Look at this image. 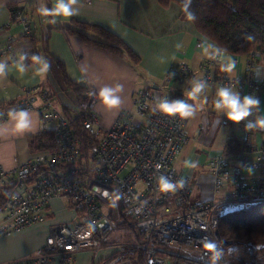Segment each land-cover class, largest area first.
Returning <instances> with one entry per match:
<instances>
[{
  "label": "built area",
  "instance_id": "1",
  "mask_svg": "<svg viewBox=\"0 0 264 264\" xmlns=\"http://www.w3.org/2000/svg\"><path fill=\"white\" fill-rule=\"evenodd\" d=\"M12 18L20 25L21 36L30 39L32 20L25 10L14 11ZM209 44L218 47L197 37V46ZM5 50L12 52L11 41H7ZM226 55L224 52L223 58ZM259 55L258 51L246 54L249 70ZM234 56L237 62L240 55ZM221 62L208 58L198 81L241 90L246 80L240 76H209L211 68ZM188 73L185 63L171 65L163 83L156 88L138 89L132 110L121 114L109 127L102 124L95 111L98 97L90 95L93 90L85 87L84 101L76 105V117L81 118L84 129L94 138L86 162L70 121L51 104L35 107L34 99L25 93V98L3 108V113L17 107L35 108L39 131L53 134V147L37 150L26 162L10 169L0 166V194L8 192L0 208L4 213L0 235L44 221L45 209L53 198H65L75 212L71 224L53 225L43 247L12 264H49L52 260L73 264L74 254L81 250L96 255L124 219L125 228L134 230L139 240L118 245L115 257L102 264H134L126 255L131 252L126 248L133 247L139 250L143 264H208L201 238L207 236L222 246L217 231L219 217L230 210L248 208L264 197V146L249 143L244 122L240 149L230 156L218 154L210 160L212 197L191 202L189 180L174 165L188 140L186 118L154 111L160 100L169 102L168 83L173 78L182 83ZM251 76L249 72L247 78ZM250 83L256 89H264V74ZM41 96L47 100L46 92ZM232 141L229 139L227 145H233ZM248 151L253 155L252 161ZM250 167L257 173H249ZM160 177L173 182L183 177L186 184L174 193L162 192L158 190ZM222 262L223 258L219 264ZM242 264H264V256L253 252Z\"/></svg>",
  "mask_w": 264,
  "mask_h": 264
},
{
  "label": "crops",
  "instance_id": "2",
  "mask_svg": "<svg viewBox=\"0 0 264 264\" xmlns=\"http://www.w3.org/2000/svg\"><path fill=\"white\" fill-rule=\"evenodd\" d=\"M13 5L25 10L31 18L34 42L21 36V27L12 18L13 11L10 7ZM54 5L55 0H0V61H5L8 65L6 75L0 77V166L10 169L15 164L26 162L37 151L31 147L29 137L39 132V116L35 108L27 109L32 115V130L18 133L8 121L7 113H3L4 107H10H3L4 103L16 101V104L26 97L25 93H29L34 99L35 107L49 103L56 109L55 105H58L57 110L60 112L63 107L70 113L76 110L73 91L65 85L62 69L70 82L88 87L93 92L98 93L99 88L105 85H123V90L117 93L121 99L118 108H105L100 104L99 98L95 103V111L102 124L109 127L121 114L125 115L132 110L134 94L138 89L146 86L156 88L154 86L163 83L171 65L185 63L189 70L188 75L182 83L180 79L176 81L173 78L168 83L166 92L170 95L179 94L180 99H185L195 106L196 113L186 118L187 144L185 143L186 147L174 165L178 173L189 180L190 195L192 186L197 187V184H203L212 192L213 177L211 172L207 176L202 175L204 166L218 154H234L232 145L228 146L227 141L232 139L240 142L243 132L241 125L227 120L223 113H219L215 108V86L220 85H207L203 94L195 98L188 95L194 82L198 81L205 71L204 63L208 59L210 49L205 52L196 45L199 34L190 21L181 17L179 7L172 3L161 7L158 0H91L90 3L80 0V3L74 5L79 10V15L67 19L55 17L56 22L52 23L53 17L41 16L37 9L41 6L52 8ZM82 22L99 25L119 37L139 58L138 62L133 64L125 53H114L90 45L79 34L69 30L75 23ZM90 32L88 30L87 34L94 37ZM7 41L12 43V52L5 50ZM22 53H38L37 56L49 63L50 70L41 75L36 72L38 64L32 61L31 66L27 68L22 61L24 70L19 71L17 62ZM234 57L236 56L227 54L224 59L231 58V61L235 62ZM247 61L246 55H240L235 62V68L230 71H222L219 63L211 68L209 76L215 78L226 74L229 77L240 76L242 80H246L241 90L235 89L241 99L249 94L258 98L260 109L257 115H264V89H256L250 83L260 80L264 74V54L259 55L250 70ZM249 72L252 74L250 79L247 78ZM43 92L47 93V100L41 96ZM50 100H55L56 104ZM227 121L230 124H227ZM221 123L223 129L216 139H211L216 126ZM234 127L238 129V136L233 132ZM245 132L251 145L264 146V129L255 128ZM195 133L199 134L198 138ZM247 154L252 161V153L248 151ZM186 160L198 161V167L186 168ZM248 169H252L249 173H257L253 167ZM197 191L199 192L198 189ZM199 199L209 198L200 196ZM45 211L47 217L44 221L0 235V264H12L15 260L33 255L45 245L53 225L71 224L75 217L68 201H63L62 198L51 199ZM3 217L4 213L0 211V220ZM120 237L121 233H113L96 255L89 250L76 252L73 264H102L112 259L115 257L117 246L122 242L118 240ZM49 264L60 263L52 260Z\"/></svg>",
  "mask_w": 264,
  "mask_h": 264
},
{
  "label": "trees",
  "instance_id": "3",
  "mask_svg": "<svg viewBox=\"0 0 264 264\" xmlns=\"http://www.w3.org/2000/svg\"><path fill=\"white\" fill-rule=\"evenodd\" d=\"M161 7H167L171 3L179 7L180 15L186 18L181 10V0H158ZM20 9L11 6V11ZM190 10L195 12L197 19L190 21L199 36L209 40L216 46L226 49L230 55H246L250 52L258 51L264 54V0H192ZM71 32L79 34L83 40L96 47L106 49L114 53H125L129 60L136 64L139 58L133 54L129 47L121 41L119 37L108 32L106 29L95 24L75 23ZM90 30L94 37L89 36ZM246 36H252L254 39L246 40ZM34 42L33 34L30 36ZM38 54V53H37ZM25 54L23 63L28 68L31 66L33 55ZM60 65V64H59ZM61 66V65H60ZM65 85L73 91L76 105H81L84 101L85 87L78 86L70 82L62 69ZM179 94L170 95L169 102L179 100ZM16 101H10L3 104L4 106L15 104ZM76 105L75 109H76ZM73 129L74 134L80 142L82 159L86 162L90 158V147L94 142L87 131L81 124V118L76 117L77 111L68 112L66 107L61 110ZM245 121L238 125H243ZM227 124H230L227 121ZM29 143L35 150L49 149L53 147V134L51 132H37L29 137ZM231 150L234 152L240 149L238 140L232 141ZM8 192L0 194V208L5 203ZM126 219L119 224V229L130 231L125 228ZM264 197L248 208L230 210L222 214L217 223V231L221 240L236 241L240 244L252 243L264 245ZM135 234V233H134ZM136 235V234H135ZM139 240V236L136 235ZM128 257H131L134 264H143L140 252L137 248H126ZM137 255V260L133 256ZM240 264V263H239Z\"/></svg>",
  "mask_w": 264,
  "mask_h": 264
},
{
  "label": "clouds",
  "instance_id": "4",
  "mask_svg": "<svg viewBox=\"0 0 264 264\" xmlns=\"http://www.w3.org/2000/svg\"><path fill=\"white\" fill-rule=\"evenodd\" d=\"M80 3V0H55V5L52 8H48L46 6H41L37 9L41 16H51L54 19L51 21L55 23V17L61 18H70L72 16L79 15V10L74 7ZM182 8L181 10L186 16L188 21H195L197 19L195 12L190 10V6L192 4V0H181ZM246 40L254 39L252 36H246ZM200 47L205 51L211 48L212 51L209 53V59H220L222 62L220 63V68L222 71H230L235 68V62L231 61V58L225 60L223 58V53L227 51L226 49L220 47H214L209 44L207 47L200 45ZM26 57L21 54L19 57V61L17 62L18 70H24V64L22 61ZM32 61L39 65L36 68V72L45 75L50 70V65L47 61H45L42 57L33 55L31 57ZM8 67L5 61H0V77L6 75V68ZM206 88V84L203 81L194 82V86L188 95L191 98H195L197 95H202L204 89ZM123 90V85L117 84L115 87L105 85L99 88L97 92H91L90 95L97 96L99 98V102L105 108L111 110L116 109L121 104L120 96L117 94ZM217 99L215 100V108L218 112L223 113V115L227 118V120L239 124L240 122L246 121L245 130L250 131L255 128L264 129V115H257V112L260 109V101L258 98L253 95H244L243 99H241L239 92L235 89L234 86H222L218 89ZM162 115L165 116H176L180 119L192 117L196 113V108L194 105L189 104L185 99L174 100L172 102H168L167 100H160L156 109ZM2 115V114H0ZM8 121L10 122L12 128L18 133H24L32 130L33 120L32 115L27 109H10L7 113ZM249 117H253V119H249ZM185 167L189 169H195L198 167V161L195 160H186L184 162ZM249 172L252 169H248ZM186 181L183 177H181L178 181H171L169 179H165L164 177H160L158 180V190L162 192H176L185 187ZM201 244L205 250V253L208 257V264H219L221 259L225 255V251L221 246V243L215 240L209 239L207 236L201 238ZM228 253H236V250L232 247L228 248Z\"/></svg>",
  "mask_w": 264,
  "mask_h": 264
},
{
  "label": "rangeland",
  "instance_id": "5",
  "mask_svg": "<svg viewBox=\"0 0 264 264\" xmlns=\"http://www.w3.org/2000/svg\"><path fill=\"white\" fill-rule=\"evenodd\" d=\"M207 87V85H206ZM216 87V91L215 93H217L218 89L222 86H215ZM172 90V89H171ZM52 101V103H55V100H50ZM58 109V105H55ZM59 110V109H58ZM220 113V112H219ZM187 123V121H186ZM188 127V126H187ZM187 127L185 125V131L187 133ZM223 129V124L221 123L218 127L216 126L215 128V134L211 139H216L217 135L219 134V132ZM233 132L235 133L236 136H238V129L236 127L233 128ZM197 134V135H196ZM198 133H195L196 138H198ZM187 144V143H186ZM186 144H183L180 153L178 154L177 158H180L182 153H183V149L186 147ZM177 158L176 161L177 162ZM175 164V163H174ZM212 168L210 166V162L206 164V166H204V171L202 173L203 176H207L210 174ZM197 189L199 190V192L197 191ZM208 190V191H207ZM200 193V194H199ZM200 196H202V198L204 197H212V192L211 190H209L208 188L204 187L203 184H197V187L192 186V192L191 195H189V199L191 202H195L196 200H198L200 198ZM63 201H65L66 199L62 198ZM264 229V228H263ZM117 233H121L122 237H120L118 240L122 241L120 244H130V243H137L138 239H136V235L130 231H123L122 229H118V231H116ZM223 241V249L225 251V255L223 257V262L222 264H242L244 261H247L251 255V253L256 252L257 254L263 255L264 256V245H260V244H252V243H245V244H240L236 241H226V240H222ZM232 247L236 250V253H228V248ZM133 258L135 260H137V255L133 256Z\"/></svg>",
  "mask_w": 264,
  "mask_h": 264
},
{
  "label": "water",
  "instance_id": "6",
  "mask_svg": "<svg viewBox=\"0 0 264 264\" xmlns=\"http://www.w3.org/2000/svg\"><path fill=\"white\" fill-rule=\"evenodd\" d=\"M154 87H156V86H154ZM93 190L97 191L98 188L97 187H93ZM102 194L105 195V191H102Z\"/></svg>",
  "mask_w": 264,
  "mask_h": 264
}]
</instances>
